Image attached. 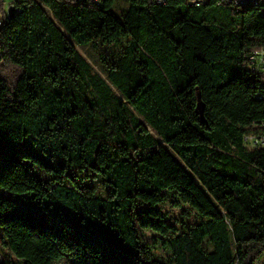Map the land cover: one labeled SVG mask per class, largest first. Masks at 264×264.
<instances>
[{
    "label": "trees",
    "instance_id": "obj_1",
    "mask_svg": "<svg viewBox=\"0 0 264 264\" xmlns=\"http://www.w3.org/2000/svg\"><path fill=\"white\" fill-rule=\"evenodd\" d=\"M218 1L0 0V250L264 264V5Z\"/></svg>",
    "mask_w": 264,
    "mask_h": 264
},
{
    "label": "built area",
    "instance_id": "obj_2",
    "mask_svg": "<svg viewBox=\"0 0 264 264\" xmlns=\"http://www.w3.org/2000/svg\"><path fill=\"white\" fill-rule=\"evenodd\" d=\"M95 2L97 5L100 4L101 0H91ZM158 4H164L166 0H156ZM193 1H200V0H190L191 3ZM242 1H257V2H264V0H242ZM218 3L222 4V2L218 1ZM264 12V11H260ZM248 57V64L250 69L259 75L262 79H264V46L254 49L247 55ZM261 126H264V122L260 123ZM244 141L249 148L254 147H262L264 148V130L259 131H252L247 133L244 136Z\"/></svg>",
    "mask_w": 264,
    "mask_h": 264
},
{
    "label": "rangeland",
    "instance_id": "obj_3",
    "mask_svg": "<svg viewBox=\"0 0 264 264\" xmlns=\"http://www.w3.org/2000/svg\"><path fill=\"white\" fill-rule=\"evenodd\" d=\"M5 5H4V10L5 12L8 14V9L11 5L10 1L12 0H3ZM119 1V3H118ZM118 3V8L117 6L114 7V10L117 11L119 13V11H121L122 9L126 8L127 2L126 0H117L116 4ZM0 20H2V11L0 10ZM95 184H97L99 187H102L101 183L98 180H95ZM162 208L164 211H167L169 217H175L177 215V209L172 208L170 203H164L162 205ZM143 236H144V241L145 243L153 246L154 248H158V244L157 240L159 239V234L152 232V231H143ZM0 255L2 257H7L8 259H10L11 262H13L14 264H19L18 261H15L14 256H10V253L6 250L5 247H2L0 250ZM73 259L70 256H65L64 258L54 262V264H72Z\"/></svg>",
    "mask_w": 264,
    "mask_h": 264
},
{
    "label": "bare ground",
    "instance_id": "obj_4",
    "mask_svg": "<svg viewBox=\"0 0 264 264\" xmlns=\"http://www.w3.org/2000/svg\"><path fill=\"white\" fill-rule=\"evenodd\" d=\"M225 4H234L237 6H244V5H264V2H257V1H242V0H221ZM262 9V8H261Z\"/></svg>",
    "mask_w": 264,
    "mask_h": 264
},
{
    "label": "water",
    "instance_id": "obj_5",
    "mask_svg": "<svg viewBox=\"0 0 264 264\" xmlns=\"http://www.w3.org/2000/svg\"><path fill=\"white\" fill-rule=\"evenodd\" d=\"M15 14V6L14 5H10L9 9H8V17H12Z\"/></svg>",
    "mask_w": 264,
    "mask_h": 264
},
{
    "label": "crops",
    "instance_id": "obj_6",
    "mask_svg": "<svg viewBox=\"0 0 264 264\" xmlns=\"http://www.w3.org/2000/svg\"><path fill=\"white\" fill-rule=\"evenodd\" d=\"M0 25H1V20H0Z\"/></svg>",
    "mask_w": 264,
    "mask_h": 264
}]
</instances>
